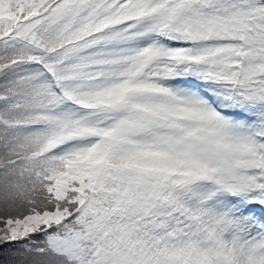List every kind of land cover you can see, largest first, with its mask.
Segmentation results:
<instances>
[{"label": "snow or ice", "instance_id": "snow-or-ice-1", "mask_svg": "<svg viewBox=\"0 0 264 264\" xmlns=\"http://www.w3.org/2000/svg\"><path fill=\"white\" fill-rule=\"evenodd\" d=\"M0 264H264V0H0Z\"/></svg>", "mask_w": 264, "mask_h": 264}]
</instances>
